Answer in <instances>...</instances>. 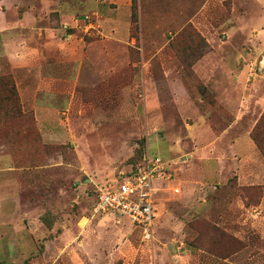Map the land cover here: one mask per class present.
Masks as SVG:
<instances>
[{
  "label": "rangeland",
  "instance_id": "rangeland-1",
  "mask_svg": "<svg viewBox=\"0 0 264 264\" xmlns=\"http://www.w3.org/2000/svg\"><path fill=\"white\" fill-rule=\"evenodd\" d=\"M46 4L0 0V75L22 111L0 90V156L12 167L0 173V264H264V178L238 179L256 162L221 143L226 165L198 163L189 129L203 117L219 133L229 100L250 98L252 110L264 96V0ZM206 54L212 64L197 63ZM257 137L264 148V119ZM146 155L172 174L154 193L149 240L126 216L98 225L91 210L98 187Z\"/></svg>",
  "mask_w": 264,
  "mask_h": 264
},
{
  "label": "crops",
  "instance_id": "crops-1",
  "mask_svg": "<svg viewBox=\"0 0 264 264\" xmlns=\"http://www.w3.org/2000/svg\"><path fill=\"white\" fill-rule=\"evenodd\" d=\"M1 1H3V0H1ZM43 1H46L47 3L50 2V0H43ZM56 2H59V0H51V3H53V4H49V6L47 4L46 5H47V7H50L51 11H52L53 9L54 10L58 9L56 7L57 4H55ZM58 6H59V4H58ZM30 14H31V12H27L26 16L23 15V18H21L19 20L20 26H22V25L23 26L26 25L25 27L28 26V22L32 21ZM33 17L35 18V16H33ZM60 17H61V14H60ZM2 18L4 19V15L2 16ZM25 18H27V19L24 21ZM18 25L16 24L15 27H17ZM46 29H47L46 30L47 32H49V30L50 31L53 30V28H50V27H47ZM208 58H209V56H208V54H206L197 63L202 64L203 61H206V60L209 61ZM208 64L211 65L212 61H209ZM232 98H234V97H232ZM249 100H250V98L248 100L247 99L244 100L241 97V99L239 98L237 100L233 99V101H231V100L228 101L230 103V105H228V106L230 108H233L234 118L219 133H214L213 129L206 123V121L203 117L197 118L198 120L195 122L196 126L189 125V129L192 130L190 138L192 140V144H194V145H192L193 148L190 152V157L195 159L198 163H206L207 164L209 161H214L218 167L226 165L224 162H222L223 161V158H222L223 156L221 155L222 149H220V150L214 149V148H216L217 145L221 146V143H224L227 145V147L225 149V150H227V153L223 154V155L229 154L232 156V158H235V159L242 161V162H252V161L256 162V166H253V168L245 166L244 170L241 171V174L238 176V179L240 181H243V182L249 181L251 183H259L264 178V158L260 155L259 150L257 149L254 141L250 137V131H251L252 127L255 125L257 119L259 118L261 111L264 110V96H260V97L253 99L254 102H251V103L254 106V108H252V110L248 109L247 105H246V102H249ZM194 108H195V106H194ZM36 109H38V110H36L37 112L41 113L43 110H46V109L48 110L49 107L37 106ZM246 113H248L249 115L247 114V116H248L247 119L244 122H242L244 124V125H242L243 131L237 132V129L239 127H241L240 126V124H241L240 119ZM38 123L42 124V121L39 120ZM194 155H196V158H194L195 157ZM9 159H11V158L8 155L7 156L6 155L0 156V162H2V165H4V167H0V173H2V171H4V170L11 171L12 167L7 165L9 162ZM5 164H6V166H5ZM122 172H124V171H121L118 174H120ZM167 180H169V179H167ZM167 180L166 179H157L156 180V186H155V188H156L155 192L156 193H157V191L162 189L161 186L163 183H161V181H167ZM174 189H177V192L179 191L178 187H172L173 191H174ZM97 217L101 218L100 221H98V223H97L98 225H101L103 219H105V218H108V219L113 218V219L118 220V221L121 220V217H119V216H115V217L97 216ZM85 219L88 221V218H85ZM80 222H81V220H78L75 223L77 234L83 233V232L88 230V228H86V229L85 228H79L78 225L80 224ZM127 223L131 229L138 231L137 229H135L132 226L129 219H128ZM69 231H70V229H65L62 233H60L61 234L60 236H62L64 238L65 235H68ZM77 234H74V235H77ZM66 248H67V246H64L63 250H65ZM87 255L92 257V258L95 257L94 253H92L90 251H88ZM81 257H84V255H82ZM100 260L96 259L94 262L97 264ZM76 262H77V260H76Z\"/></svg>",
  "mask_w": 264,
  "mask_h": 264
},
{
  "label": "built area",
  "instance_id": "built-area-1",
  "mask_svg": "<svg viewBox=\"0 0 264 264\" xmlns=\"http://www.w3.org/2000/svg\"><path fill=\"white\" fill-rule=\"evenodd\" d=\"M171 175L159 156H144L128 172H122L98 187L92 216L124 215L144 239H151L154 233V181L170 179Z\"/></svg>",
  "mask_w": 264,
  "mask_h": 264
},
{
  "label": "trees",
  "instance_id": "trees-1",
  "mask_svg": "<svg viewBox=\"0 0 264 264\" xmlns=\"http://www.w3.org/2000/svg\"><path fill=\"white\" fill-rule=\"evenodd\" d=\"M4 90L6 93L4 97L10 101V112L13 114V116H20L22 114V111L20 110L18 106V96L16 91L15 83L13 82L11 76L9 73H3L0 75V90ZM264 119V110L257 119L255 125L252 127L250 131V137L254 141L255 145L263 150L264 148L260 145V141L257 137V130L260 122Z\"/></svg>",
  "mask_w": 264,
  "mask_h": 264
}]
</instances>
